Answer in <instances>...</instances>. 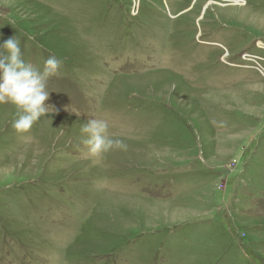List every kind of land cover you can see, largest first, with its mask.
Masks as SVG:
<instances>
[{
  "label": "rangeland",
  "instance_id": "374dc122",
  "mask_svg": "<svg viewBox=\"0 0 264 264\" xmlns=\"http://www.w3.org/2000/svg\"><path fill=\"white\" fill-rule=\"evenodd\" d=\"M13 37L62 67L0 103V264H264V0H0Z\"/></svg>",
  "mask_w": 264,
  "mask_h": 264
},
{
  "label": "clouds",
  "instance_id": "9594fccd",
  "mask_svg": "<svg viewBox=\"0 0 264 264\" xmlns=\"http://www.w3.org/2000/svg\"><path fill=\"white\" fill-rule=\"evenodd\" d=\"M62 62L55 56H49L43 69L26 62L16 37L5 41L0 47V103H11L17 108L18 118L13 127L18 133L28 132L33 124L47 117L49 99L47 81L59 73ZM85 136L83 144L91 156H99L113 148L125 149L120 139H113L105 120L90 119L81 126Z\"/></svg>",
  "mask_w": 264,
  "mask_h": 264
}]
</instances>
